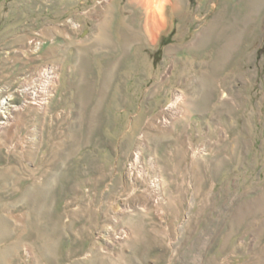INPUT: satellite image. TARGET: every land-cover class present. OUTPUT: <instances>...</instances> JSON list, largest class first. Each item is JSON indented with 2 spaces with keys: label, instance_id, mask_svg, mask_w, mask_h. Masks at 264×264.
<instances>
[{
  "label": "rangeland",
  "instance_id": "1",
  "mask_svg": "<svg viewBox=\"0 0 264 264\" xmlns=\"http://www.w3.org/2000/svg\"><path fill=\"white\" fill-rule=\"evenodd\" d=\"M144 3L0 0V264H264V0Z\"/></svg>",
  "mask_w": 264,
  "mask_h": 264
},
{
  "label": "bare ground",
  "instance_id": "2",
  "mask_svg": "<svg viewBox=\"0 0 264 264\" xmlns=\"http://www.w3.org/2000/svg\"><path fill=\"white\" fill-rule=\"evenodd\" d=\"M143 1L145 2L144 5H145L147 12H148L147 27H148L149 32L151 34L152 41L156 42L158 39V32L161 31L165 27V21H164V17H163L162 13H163V6L168 2V0H143ZM45 83L46 82H44V84L41 83V85H40V83L35 82V81L34 82L33 81L28 82L27 81L25 83V85H23V88H25L23 91L27 90V92H25L26 99H28V101L32 102V103L38 102V98L45 95V92H49L48 91L49 88L46 89L47 84H45ZM34 94H36V95H34ZM51 95H49V96H51ZM49 98L50 97H48V95H47L46 99H43V101L44 102L46 101V103H47V102H49L48 101ZM19 110L21 111V109H19V108H15V110L13 109V111H19ZM13 111H12V113H13Z\"/></svg>",
  "mask_w": 264,
  "mask_h": 264
}]
</instances>
